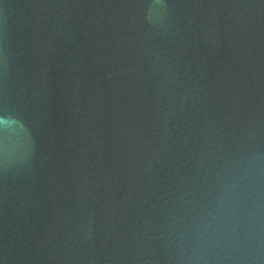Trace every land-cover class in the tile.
Listing matches in <instances>:
<instances>
[{
    "label": "water",
    "instance_id": "water-1",
    "mask_svg": "<svg viewBox=\"0 0 264 264\" xmlns=\"http://www.w3.org/2000/svg\"><path fill=\"white\" fill-rule=\"evenodd\" d=\"M0 264H264V0H0Z\"/></svg>",
    "mask_w": 264,
    "mask_h": 264
}]
</instances>
